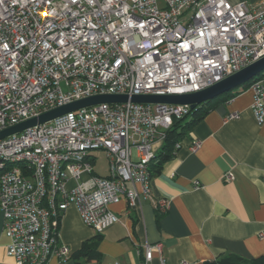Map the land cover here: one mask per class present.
Listing matches in <instances>:
<instances>
[{"label":"built area","instance_id":"obj_1","mask_svg":"<svg viewBox=\"0 0 264 264\" xmlns=\"http://www.w3.org/2000/svg\"><path fill=\"white\" fill-rule=\"evenodd\" d=\"M263 57L264 2L0 0V132L93 96L196 93ZM249 88L261 125L264 77ZM190 113L180 105L99 104L0 139V214L12 264H46L53 254L65 263L70 252L57 232L70 206L96 234L119 222L110 205L124 199L127 213L136 209L150 195L155 146ZM199 147L193 141L190 151ZM98 151L106 177L94 173ZM168 207L156 201L160 214ZM155 248L145 246L142 264Z\"/></svg>","mask_w":264,"mask_h":264},{"label":"crops","instance_id":"obj_2","mask_svg":"<svg viewBox=\"0 0 264 264\" xmlns=\"http://www.w3.org/2000/svg\"><path fill=\"white\" fill-rule=\"evenodd\" d=\"M240 1L250 8L264 2L228 0ZM252 103L248 88L204 114L159 175L150 178L148 198H140L129 213L124 199L109 206L119 222L103 233L86 227L70 206L57 232L58 246L70 252L63 264H142L146 245L159 247L150 264H216L228 255L244 261L264 255V122L256 123ZM193 141L200 142L195 152L190 151ZM95 165L94 157V173L106 177L108 167L101 175ZM227 173L233 181L223 179ZM136 190L141 195L139 185ZM161 198L169 202L164 214L156 209ZM86 243L94 245V259L75 256ZM8 244L0 214V264H12L5 253ZM46 264L61 263L53 254Z\"/></svg>","mask_w":264,"mask_h":264},{"label":"water","instance_id":"obj_3","mask_svg":"<svg viewBox=\"0 0 264 264\" xmlns=\"http://www.w3.org/2000/svg\"><path fill=\"white\" fill-rule=\"evenodd\" d=\"M264 73V57L250 64L241 71L229 76L223 81L212 85L202 91L182 95H166V96H132L128 98L123 95H99L76 101L53 110H50L36 118H32L11 128L0 132V139L20 133L25 129L49 122L64 114L77 111L99 104H118L131 102L134 104H164V105H180L189 106L193 111L197 106L210 102L222 95L233 92L252 81L258 75Z\"/></svg>","mask_w":264,"mask_h":264},{"label":"trees","instance_id":"obj_4","mask_svg":"<svg viewBox=\"0 0 264 264\" xmlns=\"http://www.w3.org/2000/svg\"><path fill=\"white\" fill-rule=\"evenodd\" d=\"M263 77L264 73L258 75L252 81L245 84L241 88L234 90L233 92L226 93L217 99L197 106L193 111H191V117L189 119L176 122L172 129L166 133L165 140L163 141L159 152L155 156L154 161L149 165V178L159 175L163 164L170 161L174 157V153L177 150L176 145L190 133L195 124L202 119L204 114L214 108L218 103L225 102L243 90L248 89L253 82ZM75 256H84L87 259H94L96 257L94 245L87 243L83 244L81 250L77 252ZM216 264H264V255L249 261H244L238 257L228 255L220 258Z\"/></svg>","mask_w":264,"mask_h":264},{"label":"rangeland","instance_id":"obj_5","mask_svg":"<svg viewBox=\"0 0 264 264\" xmlns=\"http://www.w3.org/2000/svg\"><path fill=\"white\" fill-rule=\"evenodd\" d=\"M92 156L96 158L95 171L101 175L106 174L108 165L105 154L101 151H98L92 153Z\"/></svg>","mask_w":264,"mask_h":264}]
</instances>
